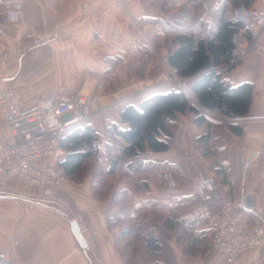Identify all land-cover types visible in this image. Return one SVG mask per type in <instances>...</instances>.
<instances>
[{"label": "crops", "instance_id": "0c3cea01", "mask_svg": "<svg viewBox=\"0 0 264 264\" xmlns=\"http://www.w3.org/2000/svg\"><path fill=\"white\" fill-rule=\"evenodd\" d=\"M149 2L25 0L21 20L16 23L6 19L4 7L0 6V52L35 34L48 38L38 56L27 54L14 58L0 69V92H20L26 110L34 109L40 98L51 91L76 94L84 84L85 71L105 68L107 59L116 53L136 52L133 18H140L146 35L163 33V26L144 25V20L154 23L159 18L151 15ZM181 3L194 11L190 0H175L172 4L178 7ZM248 6L264 13V0H250ZM190 14L192 18L191 10ZM196 30L188 27L183 31ZM252 38L257 41L259 51L249 54L236 66L220 68L233 86H253L249 113L230 118L203 110L213 122L208 143L210 155H205L197 141L209 132L208 127L195 124L196 115L186 112L172 122L174 137L167 151L148 150L127 159L122 154L126 143L111 134L112 126L125 130L121 115L125 107L140 108L143 99L168 92L173 86L163 89L159 87L161 80L157 79L130 94L125 89L101 94L94 78H90L82 91H90L86 94L90 98L95 95L91 100V118L78 127L83 129L89 124L98 140L117 146L112 145L110 153L103 155L92 144L95 152L86 157L70 176L71 183L52 199L22 195L19 185L10 188L0 185V264H146L142 257L148 254V248L140 234L123 236L121 232L131 229L133 224H146L150 205L165 212V217L183 222L163 224L161 214V224H155V230L171 235L167 244H161L160 253L164 251L158 260L161 264H264L263 250L243 252L229 263L225 253L210 250L205 221L190 214L194 203L203 198L195 191L194 184L205 177H216L218 189L242 201L247 215L258 217L264 224V121L258 120L264 118V28ZM156 81H159L157 85ZM230 124L242 125L243 133L235 134ZM9 137V128L0 115V143ZM63 150L62 162L67 163L69 152ZM113 159L117 164L110 171ZM132 162L135 169L128 167ZM149 165L172 171L180 180V189L166 190L163 174L152 173ZM220 165L224 167L225 180L218 175ZM246 195L252 196V208L244 203ZM73 219L86 240L85 248L73 234ZM115 230H119L118 235Z\"/></svg>", "mask_w": 264, "mask_h": 264}, {"label": "built area", "instance_id": "2783aa9c", "mask_svg": "<svg viewBox=\"0 0 264 264\" xmlns=\"http://www.w3.org/2000/svg\"><path fill=\"white\" fill-rule=\"evenodd\" d=\"M24 1L0 0L9 22H20ZM223 1L202 0V18L212 21L213 13ZM233 16L245 29L233 36L234 49L227 64L230 67L259 51L257 41L252 37L264 28V13L246 5L236 7ZM47 42L46 36L35 34L27 41L0 52V69L14 58L27 54L38 56ZM91 106V98L82 91L76 94L51 91L40 98L34 109L26 110L20 92H0V115L10 131L8 140L0 143V185L7 188L19 185V192L26 196L54 198L56 192L71 183L61 165L65 155L61 139L89 119ZM93 146L100 154H108L104 140L94 141ZM162 177L170 188L178 187L172 172L167 171ZM194 189L203 196V202L192 209L191 215L205 221L213 247L225 253L228 262H233L243 252L264 249V225L248 220L242 201L218 189L213 177L197 182ZM115 233L118 235L119 230Z\"/></svg>", "mask_w": 264, "mask_h": 264}, {"label": "trees", "instance_id": "16d2710c", "mask_svg": "<svg viewBox=\"0 0 264 264\" xmlns=\"http://www.w3.org/2000/svg\"><path fill=\"white\" fill-rule=\"evenodd\" d=\"M190 2L192 5L197 4L195 0ZM249 2L250 0H224L210 22L202 18L203 12L197 13L194 22L196 27L189 22L191 20L189 13L179 18L188 19L183 27L175 26L172 24L173 21L168 23L163 16L154 20L155 25L163 26L167 32H171L166 61L176 76L187 84L192 97L187 90L174 82L170 91L155 93L143 99L140 108L135 105L125 107L121 115L122 122L127 128L122 130L114 125L113 132L111 131V134L125 141L126 145L122 146L124 157L128 159L140 156L148 150L156 153L167 151L169 141L174 137L172 122L186 112L196 115L195 124H206L208 127L209 132L203 133L197 141L204 149L205 155H210L208 143L213 122L202 108L230 118L244 117L249 113L253 86L251 84L233 86L224 78V73L220 69L231 59L234 34L245 29L242 23L235 20L233 11L240 5L248 6ZM184 6L187 8L186 4ZM199 15L200 18H198ZM188 27L197 30L183 31ZM228 126L237 135L243 133V126L240 124ZM96 140L98 135L89 124L83 129L78 127L62 139L61 146L69 152V155L67 163L62 162L61 165L69 177L76 169H79L86 157L95 152L92 144ZM112 145L117 146L116 143L107 142L108 154L113 148ZM70 158H72L71 161ZM116 164V160L113 159L110 171ZM128 167L135 169L133 162ZM217 172L218 175L223 176L224 180L226 179L223 165L219 166ZM164 220V224H172V219ZM147 221L149 223L136 224L131 229L121 232L123 236H131L134 233L133 228L136 226L139 228L140 236L148 248V254L142 257L145 263L146 260H155V255L161 249L157 236H154L156 228L151 226L153 222L151 223L152 220H148V217Z\"/></svg>", "mask_w": 264, "mask_h": 264}, {"label": "rangeland", "instance_id": "374dc122", "mask_svg": "<svg viewBox=\"0 0 264 264\" xmlns=\"http://www.w3.org/2000/svg\"><path fill=\"white\" fill-rule=\"evenodd\" d=\"M183 1H187V0H183ZM195 1L197 4L193 5L194 11L190 9V7L185 8V6L183 5L184 3H181L178 7H174L172 3H175V0H150L147 6H148V9L150 10L151 15L163 16V18H165V20L168 23H172L173 21L172 24H174L175 26H181V27H183L187 23L188 19H179V18H181L182 15L186 16L187 13L190 14V10H191L194 16L191 18L189 22L193 24L194 27H196L197 25L194 24L195 17L197 13H202L204 11V8H203L202 0H195ZM133 13L135 12L133 11ZM214 14L215 13H213V15ZM133 16L135 15L133 14ZM189 16H191V14ZM133 19L134 20L132 23V28L133 30H136V35H137L136 37L137 45L135 46L136 52H125V53L114 54L113 56L107 59V66L105 68L85 71L86 76L83 82L85 83L87 78L89 79L94 78V81L97 85L96 88L100 90L101 94L114 92L119 89L120 90L125 89L126 91L128 90V94H130L132 90H135L136 88H144L146 86L145 84H148V83L151 84L152 80H157V79L161 80L162 85H160L159 87L163 89L169 88L170 86H173V84L177 83L186 90V88L188 87L187 84H185L180 78L179 79L182 81V83L178 81V77L176 76L174 71L171 69V67L168 66V63L166 61V55H167L166 50H168V45H169L170 38H171V32H167L164 28L162 34L160 33L157 36L155 35L151 36L152 33L150 34L149 32L147 33L148 35L147 36L144 32L145 31L144 26L140 22L141 21L140 18L139 20L135 18ZM146 23H149L151 25L156 24L155 21L154 23H150V20L149 22H145L144 20V25H146ZM146 28L149 30V27H146ZM157 82L159 81H156V85L158 84ZM148 86H151V85H148ZM78 88L79 89L75 91V93H78L84 90L83 84L80 85ZM187 91H189L188 88H187ZM89 92L90 91H84L83 93L88 94ZM91 96L94 98L95 95L93 96L92 94ZM93 98H91V100ZM90 118H91V115L89 119ZM263 119L264 118H259L258 120L264 121ZM149 168L151 169L152 173H157L160 176H162V174L166 172V170L163 171L162 169H159L157 166L149 165ZM167 171L172 172L170 170H167ZM206 178L208 177H205L204 179ZM214 178L216 179V177ZM177 181H178V187L176 188H170L167 184H165L164 181H163V187L170 192H175V190H178V188L180 189L179 187L180 180H178V178H177ZM195 184H197V182ZM195 184H194V188H195ZM227 194L233 197L232 195H230V193H227ZM202 202H203V198L198 203H194V205L192 206V209L197 204H200ZM155 208L156 206L150 205L147 209L148 210L147 211L148 220H152L151 223L153 222L154 224V225L151 224V226H155V224H161V219H160L161 214L164 216V219L165 218L172 219V224H183L182 220H176V219H173L172 217H165L166 216L165 212H160V210H157ZM243 210L250 222L254 223L255 221H258L261 224H263V221H261V219H259L258 217L251 218L247 215L244 208ZM191 217L194 218L192 215ZM147 223L149 222L147 221ZM164 223H165V220H163V224ZM133 225H136V224H133ZM136 228L137 227H134V234L136 236H139L140 231ZM155 235L159 236L157 237L158 240L160 241L159 245L167 244L169 241V238L171 237V235L168 237L162 234V232L158 229L154 231V236ZM209 245H210V250L220 251L213 247L211 240L209 242ZM135 247L137 248L138 246L135 244ZM135 247L132 246V249ZM161 249H162V245H161ZM199 249H201V247H199ZM163 252L164 251L162 250L161 253L159 252L160 254L157 253L155 255V256H159L157 260H153V261L146 260V263L147 264H161L159 262L160 261L159 259H161ZM263 252H264V249H263Z\"/></svg>", "mask_w": 264, "mask_h": 264}, {"label": "water", "instance_id": "95a60500", "mask_svg": "<svg viewBox=\"0 0 264 264\" xmlns=\"http://www.w3.org/2000/svg\"><path fill=\"white\" fill-rule=\"evenodd\" d=\"M178 81L182 83V81L179 78H178ZM189 94L192 97L191 93H189ZM202 110H204L206 113H208L205 109L202 108ZM254 156H253V158H254ZM244 203H245L246 207L252 208L253 207V204H252V196L251 195H246L245 198H244ZM71 228H72V231H73L74 236L76 237V239L78 240V242L81 244V246H83L84 248L87 247L86 240H85V238H84V236L82 234V231H81V229H80V227L78 225V222L75 219H73L71 221Z\"/></svg>", "mask_w": 264, "mask_h": 264}, {"label": "bare ground", "instance_id": "6f19581e", "mask_svg": "<svg viewBox=\"0 0 264 264\" xmlns=\"http://www.w3.org/2000/svg\"><path fill=\"white\" fill-rule=\"evenodd\" d=\"M228 261V260H227ZM234 262V261H233ZM233 262H231V263H233ZM230 263V262H229Z\"/></svg>", "mask_w": 264, "mask_h": 264}]
</instances>
